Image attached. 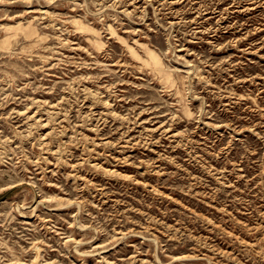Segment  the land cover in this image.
<instances>
[{"label":"rangeland","instance_id":"1","mask_svg":"<svg viewBox=\"0 0 264 264\" xmlns=\"http://www.w3.org/2000/svg\"><path fill=\"white\" fill-rule=\"evenodd\" d=\"M0 264H264V0H0Z\"/></svg>","mask_w":264,"mask_h":264}]
</instances>
